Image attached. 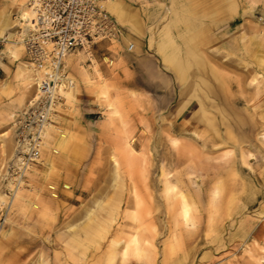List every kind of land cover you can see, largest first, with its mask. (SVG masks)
<instances>
[{"label":"rangeland","instance_id":"374dc122","mask_svg":"<svg viewBox=\"0 0 264 264\" xmlns=\"http://www.w3.org/2000/svg\"><path fill=\"white\" fill-rule=\"evenodd\" d=\"M117 2L138 33L117 21L93 63L66 57L76 85L43 145L57 154L12 195L16 119L45 73L0 41V264H264V0ZM20 3L0 0V17Z\"/></svg>","mask_w":264,"mask_h":264},{"label":"built area","instance_id":"2783aa9c","mask_svg":"<svg viewBox=\"0 0 264 264\" xmlns=\"http://www.w3.org/2000/svg\"><path fill=\"white\" fill-rule=\"evenodd\" d=\"M108 0H30L35 24L23 37L25 63L34 70L46 71L37 84L36 96L16 119V155L4 167L7 180L14 186L25 182L30 168L39 165L44 136L56 127L65 93L75 80L65 61L78 52L92 53L103 42L112 43L123 33L122 26L107 10ZM134 44L128 46L132 52ZM88 62H92L88 59ZM1 72V68H0ZM52 196H59L50 188ZM10 195L13 192L9 191Z\"/></svg>","mask_w":264,"mask_h":264},{"label":"bare ground","instance_id":"6f19581e","mask_svg":"<svg viewBox=\"0 0 264 264\" xmlns=\"http://www.w3.org/2000/svg\"><path fill=\"white\" fill-rule=\"evenodd\" d=\"M20 6L18 7L19 10H21V14L17 16L16 20H14L12 17V15H9L5 18L2 26H0L1 28V32H0V41H4L5 46L7 51H10L12 54H16L17 51H24V45H23V37L26 34V31H28V29L32 28L33 25L35 24V14L33 9L29 6V1L30 0H20ZM115 0H108V2L105 4L107 10L115 17V19L122 25H124V22L122 21V17L119 14L116 5L114 3ZM130 21V20H129ZM128 22V21H127ZM7 32L8 36L6 38H4L3 34ZM6 36V35H5ZM3 38V39H1ZM3 54L4 52L0 53V65L3 67ZM10 54V56L12 55ZM78 54L83 55L84 58L88 57V59H90L93 63V59H94V55L91 53L85 54L84 52H78ZM17 55V54H16ZM22 55V54H21ZM74 55V54H72ZM18 56V55H17ZM70 56V55H68ZM12 57V56H11ZM17 61V60H16ZM66 61V59H65ZM33 70V69H32ZM34 71V70H33ZM44 72L45 75L47 74L46 71H38L35 73H42ZM3 87V86H2ZM106 94V93H105ZM48 133L45 134V136ZM65 134H61L60 136H64ZM52 151L53 155L57 154L55 149H50L48 143L45 144V146L42 147V155L41 158L42 163L47 166L50 167L51 164L49 162H47V155L48 153ZM16 155V142H15V151H14V156L12 157V159L15 157ZM43 156V157H42ZM11 159V160H12ZM39 161V163H40ZM35 167V166H34ZM34 167L30 168L28 170V172L33 169ZM27 172V173H28ZM10 181L12 182L13 186H14V179H10ZM26 185L25 182L20 183V185H16L14 186L13 190H11L13 193L16 189V192L22 190V186ZM20 189V190H19ZM168 190L171 191L172 188L171 186H168ZM19 193V192H18ZM17 194V193H16ZM15 194V195H16ZM18 195V194H17ZM4 196V195H3ZM17 197V196H16ZM5 198V197H3ZM8 198V197H7ZM188 209V208H187ZM185 212V211H184ZM184 215V214H183Z\"/></svg>","mask_w":264,"mask_h":264},{"label":"crops","instance_id":"0c3cea01","mask_svg":"<svg viewBox=\"0 0 264 264\" xmlns=\"http://www.w3.org/2000/svg\"><path fill=\"white\" fill-rule=\"evenodd\" d=\"M114 3H115V5H116V8H117V10H118V12H119V14L121 15V19H122V21L124 22V25H128L129 23H131V25H132V27H133V32L134 33H138V28L136 27L137 26V20H135L132 16H129V15H127L126 13H125V11H124V9L121 7V5H120V3H118L117 2V0H115L114 1ZM9 15H15V14H10V13H8V14H5L3 17H0V26H2V24H3V22H4V20H5V18L7 17V16H9ZM13 18V17H12ZM130 20V21H129ZM128 21V22H127ZM0 32H1V28H0ZM6 35V36H5ZM3 36H4V38H6L7 36H8V33L7 32H5L4 34H3ZM1 39H3V38H1ZM160 43H161V47H163L164 48V57H165V59H166V61H168V62H173V60H174V57H173V54H172V52H170V51H168V47H169V45H168V43H169V37H168V34H162L161 35V41H160ZM109 47L110 46H105L103 49H105V52L103 51V53L102 54H99L98 55V58H99V61L101 62V66H102V68H101V70H102V72L104 73H106L107 75L109 74V68L107 67V60H110V61H113V59L115 60V59H117L116 58V56L115 55H113V54H111L109 51H108V49H109ZM100 48H101V46H100ZM12 56V55H11ZM12 58L16 61L17 60V62H19V66H18V72H23V62L21 61V59H16V58H14L13 56H12ZM125 58L126 59H130V60H134L135 59V56L134 55H132V54H130V53H126L125 54ZM137 60H139V61H137V66H136V68L137 69H139L140 67H143V66H145L146 67V73L148 74V76H150V74L152 75L153 74V71H155L156 70V62H155V59H153V58H150V57H145V58H143V59H137ZM3 68H5L6 70L8 69L7 68V66L3 63ZM9 84L7 83V80H5L1 85H0V89H4V88H6L7 86H8ZM3 86V87H2ZM75 88V87H74ZM73 88V89H74ZM72 89V90H73ZM69 135V141H70V145H69V148L68 149H66L65 151H68L69 149H70V146H71V142H72V140H73V138H74V136H73V134H68ZM175 143V142H174ZM59 150V149H58ZM63 151V150H62ZM65 151H63V152H65ZM49 158H50V160L52 161V168H49V169H53V167H54V157H52V156H50L49 155ZM169 187L171 186V188H172V190H174L175 189V186H172V185H168ZM184 211L185 212H183V214H184V217H186L187 216V214H188V212H189V210L187 209V207H185V209H184ZM133 242H134V240H133Z\"/></svg>","mask_w":264,"mask_h":264}]
</instances>
